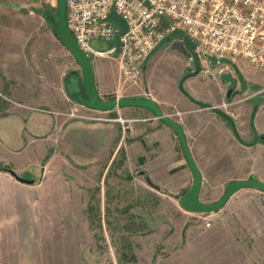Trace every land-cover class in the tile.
Returning <instances> with one entry per match:
<instances>
[{
  "label": "crops",
  "instance_id": "obj_1",
  "mask_svg": "<svg viewBox=\"0 0 264 264\" xmlns=\"http://www.w3.org/2000/svg\"><path fill=\"white\" fill-rule=\"evenodd\" d=\"M177 32L178 39L169 34L147 57L139 90L121 93L115 58L87 57L97 93L100 97L150 98L163 114L181 113L172 119L181 126L201 175L200 200L206 185L220 188L252 176L264 181V155L259 156L264 152V99L252 115L253 97L262 88L256 90L244 73L241 64L248 63L209 57L199 59L201 63L197 58L191 61L188 49L178 51L175 46L191 47L192 42ZM54 35V46L60 43L66 48ZM4 50L9 57L5 68L19 80L15 74L21 73V65L16 69L12 62L18 64L21 53L8 45ZM169 55L179 59L176 71L166 82L151 85L146 78L151 59ZM49 65L52 68L53 62ZM181 81L185 92L179 88ZM13 90L15 96L24 93ZM26 93L42 97L30 101V106L0 107V264H94L95 233L89 217L106 216V195L116 189L117 194L123 193L120 181L109 177L113 170L132 175L133 168L135 178L150 184L157 200L180 201L193 183L183 143L165 121L139 120L125 127L115 120L67 117L64 110L72 107L60 85L42 83ZM225 101L238 114L234 126L214 109ZM111 111L126 118L155 115L139 106H116ZM254 133L257 140L252 143ZM9 169L32 182L17 179ZM260 232L264 238V226Z\"/></svg>",
  "mask_w": 264,
  "mask_h": 264
},
{
  "label": "rangeland",
  "instance_id": "obj_2",
  "mask_svg": "<svg viewBox=\"0 0 264 264\" xmlns=\"http://www.w3.org/2000/svg\"><path fill=\"white\" fill-rule=\"evenodd\" d=\"M57 7L58 1L54 6L50 0H0V107L9 104L30 106V101L42 96L35 94L37 91L28 96L26 90L46 83L47 86L60 85L63 97L72 107L68 106L64 110L66 112L63 115L67 117H70L67 113L74 110L77 114L104 115L115 121L121 118L127 123L128 118L113 113L112 109L92 111L75 95H68L65 86L68 76L71 73L82 76V73L73 55L60 43H56L55 47L52 42L51 36L57 33ZM46 10L54 13L51 22L44 17L48 13ZM172 33L176 39L180 36L178 32ZM5 45L17 48L21 53L20 62H12L16 69L21 65V73L15 74L19 80L12 78L5 68L6 62L9 66V57L4 56ZM175 47L178 51L188 49L192 54L191 61L193 58L199 61L192 46L184 43ZM172 57L169 55L156 61L151 59L146 69V78L151 85L166 82L169 75L174 74L179 59ZM89 58L92 60L94 56ZM49 61L53 62L52 68ZM241 65L248 79L256 84L255 89L262 88L257 93L264 94V78L261 74L264 71L249 63L248 67ZM13 88L24 90V93L15 96L16 90ZM81 90L84 92L82 87ZM101 97L103 100L126 98L119 96L117 99L115 95ZM261 155L264 152L259 153ZM133 170L132 175L126 170L111 171L113 174L109 177L120 181L123 193L117 194L116 189L115 192L111 191L109 197L106 195V216L89 217L95 233V245L92 248L94 264H264V238L260 232L264 226L263 192L242 188L213 212H189L181 205V200H157L151 191L152 186L143 178L138 181ZM224 190L225 185L220 188L206 185L201 201L215 202Z\"/></svg>",
  "mask_w": 264,
  "mask_h": 264
},
{
  "label": "built area",
  "instance_id": "obj_3",
  "mask_svg": "<svg viewBox=\"0 0 264 264\" xmlns=\"http://www.w3.org/2000/svg\"><path fill=\"white\" fill-rule=\"evenodd\" d=\"M64 1L67 28L85 56L117 60L121 93L141 88L147 57L177 31L189 38L199 59L240 60L264 71V0ZM50 4L57 5V0H50ZM92 39L107 41L114 48L93 49L89 44ZM115 96L118 99L119 95ZM231 106L225 101L216 107L236 120L238 114ZM180 114L164 115L173 118ZM67 115L94 121L113 120L104 115L77 114L74 110ZM128 119L124 123L118 118L125 127H132L135 121L160 117Z\"/></svg>",
  "mask_w": 264,
  "mask_h": 264
},
{
  "label": "water",
  "instance_id": "obj_4",
  "mask_svg": "<svg viewBox=\"0 0 264 264\" xmlns=\"http://www.w3.org/2000/svg\"><path fill=\"white\" fill-rule=\"evenodd\" d=\"M58 1V16L56 19V32L57 36L61 39L62 43L65 47L71 52L74 59L78 62L81 66V73L82 76L76 75L70 77L69 82L66 83V91L70 96L81 91V87L84 90L85 97L81 95H77L76 99L79 100L83 105L99 110H110L115 108L116 106H139L145 107L152 111L156 116L160 117L161 120L165 121L178 133L183 146L185 148L186 156L189 162V165L193 171L194 181L191 184L190 188L184 193L183 198L181 199V205L189 212H213L219 208H221L228 198L242 188H252L257 189L264 193V181L256 179L254 176L247 179H237L225 185V190L221 197L217 199L215 202L212 203H204L199 199V190L201 185V175L196 168L191 154L187 148L185 143L183 131L181 126L178 122L166 115H164L157 104L149 98H120L118 100H103L100 98L97 90L94 87V79H93V72L91 68V64L89 59L82 50L79 48L78 44L76 43L75 39L71 35L70 31L67 28L66 21H65V1L64 0H57ZM90 46L93 49H98L102 51L112 50L114 48L113 44H109L107 41H102L99 39H92L89 41ZM199 64L196 63L197 71ZM82 86L80 87V82ZM179 88L183 89L182 81L179 83ZM185 92V91H184ZM264 99V94H257L255 96V103L253 106L252 115H254L255 110L259 103ZM199 105L204 107H211V105L196 101ZM217 113L224 116L228 120H230L234 126L233 119L226 114L223 110L219 109L218 107L214 108ZM257 140V134L254 133V140ZM13 176L21 181L32 182V180H27L24 178L19 177L15 174L13 170H8Z\"/></svg>",
  "mask_w": 264,
  "mask_h": 264
},
{
  "label": "flooded vegetation",
  "instance_id": "obj_5",
  "mask_svg": "<svg viewBox=\"0 0 264 264\" xmlns=\"http://www.w3.org/2000/svg\"><path fill=\"white\" fill-rule=\"evenodd\" d=\"M65 46V45H64ZM76 63L78 64V62L76 61ZM78 66L80 67V69H81V66L78 64ZM73 76H75V73L73 74V73H71L69 76H68V82H69V79H70V77H73ZM67 82V83H68ZM79 84H80V86H82V83H81V80H80V82H79ZM75 95V97L77 96V95H81L82 97H85V94H84V92L81 90L80 92H78V93H76V94H74ZM226 113V112H225ZM227 114V113H226Z\"/></svg>",
  "mask_w": 264,
  "mask_h": 264
},
{
  "label": "trees",
  "instance_id": "obj_6",
  "mask_svg": "<svg viewBox=\"0 0 264 264\" xmlns=\"http://www.w3.org/2000/svg\"><path fill=\"white\" fill-rule=\"evenodd\" d=\"M46 12L48 13H45V19L48 20L49 22H51V20H53V17H54V13H51L49 10H46ZM55 33H56V30H55ZM57 35V33H56Z\"/></svg>",
  "mask_w": 264,
  "mask_h": 264
}]
</instances>
